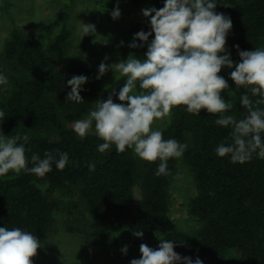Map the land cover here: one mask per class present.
I'll return each instance as SVG.
<instances>
[{
	"label": "trees",
	"instance_id": "16d2710c",
	"mask_svg": "<svg viewBox=\"0 0 264 264\" xmlns=\"http://www.w3.org/2000/svg\"><path fill=\"white\" fill-rule=\"evenodd\" d=\"M127 1L145 8L164 6V0ZM215 2V11L229 16L233 23L226 39L234 62L240 60L235 45L248 51L264 48V0ZM50 28L46 24L43 29L49 32ZM132 28L150 31L149 18L141 15ZM70 37L66 24L46 43L13 26L0 48V73L9 81L7 86L0 85V110L6 114L0 134H26L29 161L32 154L44 158L46 151L57 159L58 152H67L69 157L63 170L53 162L44 177L23 171L17 175L11 170L0 176V227L31 232L41 246L56 229L58 212L77 210L86 212L102 230L135 237L131 245L144 241L156 248L160 239L153 241L146 234L159 229L168 218L169 187L178 158H169L168 174L157 176L159 159L139 160L131 149L119 153L115 145L101 153L97 147L103 141L94 132L80 138L66 125L88 114L98 99L106 100L113 88L118 92L126 80L118 76L104 84L85 61L62 62ZM90 37L85 35V43ZM149 38L148 43L154 33ZM146 51L147 43L137 56L144 57ZM231 70L224 67L219 75L228 76ZM73 75L88 77L80 92L84 101L79 103L66 99L71 91L67 81ZM245 91L237 89L228 113L237 119L247 114L240 104ZM113 100L121 103L116 96ZM217 118L203 109L199 115L190 114L181 105L172 109L171 123L161 129L165 140L188 144L182 157L196 183L188 207L201 224L193 233L170 230L161 239L174 241V251L193 260L199 256L204 264H264V159L256 153L245 163H232L228 155L219 157L216 147L222 142L230 144L232 139L231 127L215 124ZM90 163L95 164L94 171L89 170ZM136 184L141 190L138 203L133 192ZM137 230L143 231V238L133 235ZM44 264L62 263L52 259Z\"/></svg>",
	"mask_w": 264,
	"mask_h": 264
},
{
	"label": "clouds",
	"instance_id": "9594fccd",
	"mask_svg": "<svg viewBox=\"0 0 264 264\" xmlns=\"http://www.w3.org/2000/svg\"><path fill=\"white\" fill-rule=\"evenodd\" d=\"M216 5L215 0H164L162 8L142 9V15L149 18L150 31L134 33L128 47H143L147 43L144 58L128 56L108 65L104 61L109 57H104L96 79L111 69L125 77V83L118 92L113 88L106 100L98 99L86 118L74 122L73 131L84 138L94 125L95 135L103 141L97 147L99 152L115 145L116 151L123 153L127 147L144 161L159 159L155 175H167L168 159L182 157L188 144L171 138L165 140L162 131L153 130L152 124L165 117L171 123L172 109L183 105L190 114L199 115L203 109L218 115L215 124L231 127L232 143L222 142L216 147L219 157L228 155L232 163H245L256 153L264 159V108L259 107L264 105V48L248 51L235 45L240 60L234 62L226 39L233 23L229 16L215 11ZM120 15L117 0L111 17L115 20ZM83 26L85 35L96 33L94 24L83 23ZM153 33L154 38L148 43ZM137 40L144 43L138 44ZM103 43L107 44V40ZM123 44L121 41L120 46ZM224 67L232 69L229 76L236 88L246 89L240 96V104L247 114L241 119L228 114L234 104L221 95L230 88L228 81L219 75ZM87 80L85 75H73L67 81L71 91L66 99L84 101L80 92ZM8 83L7 77L0 73V85ZM113 96L121 103L114 102ZM5 115L0 110V123ZM28 141L26 134H0V176L11 170L17 175L23 171L44 177L52 170L53 162L58 170L65 168L67 152H58V159L47 151L44 158L32 154L29 161L26 152L30 150L25 147ZM88 167L95 170L94 163ZM133 235L143 238L144 233L137 230ZM40 247L38 237L31 232L19 227H0V264H33L32 258ZM174 247V241L164 239H160L156 248L141 243V256L131 259L130 264H204L199 256L193 260L174 251ZM127 251L128 246H123L121 252L127 254Z\"/></svg>",
	"mask_w": 264,
	"mask_h": 264
},
{
	"label": "rangeland",
	"instance_id": "374dc122",
	"mask_svg": "<svg viewBox=\"0 0 264 264\" xmlns=\"http://www.w3.org/2000/svg\"><path fill=\"white\" fill-rule=\"evenodd\" d=\"M116 5L117 0H0V48L13 26L18 27L27 36L46 43L62 24H66L71 30V37L62 58L64 63L83 60L98 75V66L106 55L109 59L104 62L108 65L127 59L128 56L143 59L144 57L137 56L140 47L130 48L128 45L132 42L134 33L140 31L134 30L132 25L142 15L141 10L145 7L134 6L127 0H119L121 15L114 20L111 11ZM82 22L92 23L96 27V33L91 34L87 43L84 41ZM46 24H51L49 32L43 29ZM105 40L107 44L103 43ZM121 41L124 42L123 46H120ZM137 43L144 42L137 40ZM118 76L119 73L114 74L110 69L100 80L106 84ZM224 78L230 88L221 95L225 100L231 99L234 104L238 88L229 75ZM168 120V117L155 120L152 129L161 130ZM74 122L66 125L72 127ZM90 132H94V127ZM133 192L135 202L138 203L141 200L138 184L133 187ZM169 192L167 220L159 229L146 234V237L152 238L153 241L161 239L165 232L170 230L193 233L201 226L189 211L188 204L196 193V183L194 174L183 157L177 160ZM55 226L56 229L46 242L37 249V255L32 258L33 264H44L52 259H57L62 264H130L131 259L141 256L139 246L145 243L141 241L138 245H131V240L135 237L102 230L86 212L77 210L72 213L58 212ZM125 245L128 246L127 254L121 252ZM227 255L231 259L235 258L233 252Z\"/></svg>",
	"mask_w": 264,
	"mask_h": 264
}]
</instances>
